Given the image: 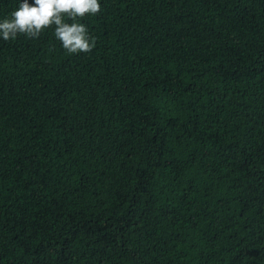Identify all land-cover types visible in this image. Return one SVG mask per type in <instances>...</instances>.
Returning <instances> with one entry per match:
<instances>
[{"label": "trees", "instance_id": "obj_1", "mask_svg": "<svg viewBox=\"0 0 264 264\" xmlns=\"http://www.w3.org/2000/svg\"><path fill=\"white\" fill-rule=\"evenodd\" d=\"M101 5L0 39V264H264V0Z\"/></svg>", "mask_w": 264, "mask_h": 264}, {"label": "clouds", "instance_id": "obj_2", "mask_svg": "<svg viewBox=\"0 0 264 264\" xmlns=\"http://www.w3.org/2000/svg\"><path fill=\"white\" fill-rule=\"evenodd\" d=\"M101 7V0H18V6L0 18V39L14 40L18 34L36 38L52 27L54 38L67 53L88 52L94 38L79 18L95 15Z\"/></svg>", "mask_w": 264, "mask_h": 264}]
</instances>
